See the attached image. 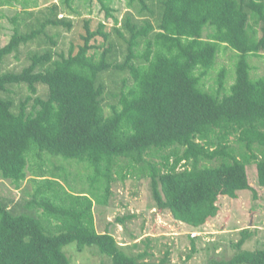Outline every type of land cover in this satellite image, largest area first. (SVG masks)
I'll list each match as a JSON object with an SVG mask.
<instances>
[{"label":"trees","instance_id":"trees-1","mask_svg":"<svg viewBox=\"0 0 264 264\" xmlns=\"http://www.w3.org/2000/svg\"><path fill=\"white\" fill-rule=\"evenodd\" d=\"M15 1L21 9L0 44V176L19 188L27 169L36 170L29 197L0 195V264H74L66 252L74 246H94L112 264H167L169 251L145 261L147 252L134 256L112 231L95 229L93 204L106 205L111 182L127 174L148 177L154 207L192 228L217 215L220 196L256 193L250 163L264 186V77L252 78L248 61L264 54V0H129V7L139 3L140 17L127 11L120 22L112 0H98L105 20L92 28L82 19L67 51L53 50L49 29L73 28L66 11L75 12V0L39 10ZM221 46L235 53L234 81L225 86L221 67L209 91L201 80ZM12 54L22 55L19 68H5ZM15 86L29 92L18 103ZM58 156L88 162L90 187L72 192L48 178L44 163ZM212 264H264V248Z\"/></svg>","mask_w":264,"mask_h":264},{"label":"rangeland","instance_id":"rangeland-1","mask_svg":"<svg viewBox=\"0 0 264 264\" xmlns=\"http://www.w3.org/2000/svg\"><path fill=\"white\" fill-rule=\"evenodd\" d=\"M28 1L32 3L30 9L39 10L58 0ZM128 2L129 0L111 1L113 14L119 22L127 11H131L137 18L139 16L137 12L139 3L136 1L135 6L129 7ZM13 3L16 6L0 4V44H4L12 32L9 17L13 16L16 10L21 9L17 1L14 0ZM74 8L75 12L66 11L73 20L74 26L71 30H66L64 27L49 29L50 34H55L54 40L57 44L49 45L53 47V50L67 51L69 43L76 40L82 32V19H92V28L97 27V21L105 20L104 11L101 10L98 0H75ZM138 21L140 22V19ZM110 23L111 20L108 25H111ZM22 59L21 54L8 56L5 68H19ZM118 59L122 60L123 55L118 56ZM248 61L251 65L252 78L264 77V54L250 55ZM234 62V51L227 46H221L213 69L209 70L201 80L204 88L209 91L216 89L215 79L221 67L226 68L225 86L229 87L235 77ZM107 77L110 76L107 75ZM110 81L108 80V84L112 89L114 85ZM44 92L45 88L39 86V93L44 95ZM28 93L27 89L24 88L20 92V88L15 86L12 87L11 96L18 103L20 98H24ZM111 102L112 98L109 94L105 98L106 113L110 110ZM47 157L50 159L48 155L43 156V158ZM62 158L58 156L53 158L52 162L46 161L43 166L45 175L48 178L55 175L72 192L90 187L87 180H90L93 174V167L85 161L69 163ZM61 164L67 170L57 169L56 166ZM35 170L34 165L31 169H27V177L21 182L19 188L0 176V195L13 201L29 197V192L33 189V182L30 179ZM248 175L256 193L245 189L239 191L235 198L220 196L217 202L219 207L217 215L199 228H192L176 220L167 210L158 211L154 207L155 201L148 177L135 173L127 174L126 178L117 177L111 182L108 203L93 204L95 229L99 233L106 230L112 231L120 245L125 246L127 252L134 256L147 252L143 259L149 262H159L165 256V252L169 251L167 264H212V260H228L239 249L264 248V186L258 184L255 163L248 165ZM118 217L124 218L123 223L117 222ZM246 229L249 230V235L238 248L236 244ZM66 252L74 264H112L111 259L101 254L94 246L82 250L76 246L68 247Z\"/></svg>","mask_w":264,"mask_h":264}]
</instances>
